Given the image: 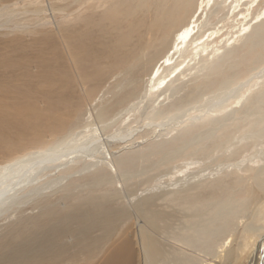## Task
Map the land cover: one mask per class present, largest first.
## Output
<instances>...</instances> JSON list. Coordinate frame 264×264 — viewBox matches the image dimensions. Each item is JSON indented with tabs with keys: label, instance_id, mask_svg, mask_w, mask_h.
<instances>
[{
	"label": "rangeland",
	"instance_id": "rangeland-1",
	"mask_svg": "<svg viewBox=\"0 0 264 264\" xmlns=\"http://www.w3.org/2000/svg\"><path fill=\"white\" fill-rule=\"evenodd\" d=\"M75 1L0 0V8L19 10L13 23L28 24L26 29L0 27V164L63 139L71 145L77 135L94 129L103 137L117 135L93 157L101 161V179L71 176L54 188L52 211L77 216L71 221L73 233H52L57 235L54 242L79 253L59 264H95L127 238L133 240L141 264L139 233L172 257H192L193 264H206L208 258L213 264H262L264 246H254L264 234V188L259 186L264 179V134L258 137L251 129H257V118L264 120V78L253 76L264 68V49L255 50L250 41L229 48L228 66L188 71L174 78L171 90L158 98L151 86L161 62L173 56L169 64L179 63L189 53L175 55L171 46L176 29L190 20V10L167 19L171 21L160 36L161 0ZM40 3L55 9L49 23H36L40 16L23 11ZM207 9L196 22L195 30L201 28V33L219 28L227 17V9L212 16ZM152 37L155 41L146 49ZM167 67L164 63L160 69ZM225 80L231 85L220 89ZM247 81L249 87L238 97V89L230 94ZM218 96L226 111L212 116L204 107ZM175 114L182 115L169 119ZM196 115L202 118L193 121ZM255 157L261 167L251 160ZM225 195L233 209L220 216ZM37 211L25 204L3 214L0 238L21 243L36 236L8 232L35 218ZM90 218L98 226L92 223L85 236L80 229ZM250 222L257 230L245 231ZM198 223L219 230L196 254L182 251L177 241L196 234ZM88 234L102 239L92 260L83 255Z\"/></svg>",
	"mask_w": 264,
	"mask_h": 264
},
{
	"label": "bare ground",
	"instance_id": "bare-ground-1",
	"mask_svg": "<svg viewBox=\"0 0 264 264\" xmlns=\"http://www.w3.org/2000/svg\"><path fill=\"white\" fill-rule=\"evenodd\" d=\"M77 1L79 0H76L75 2ZM263 1L264 0H203L202 2H199V0H161V2H159L160 5L159 7L161 9L157 13L159 16L158 20L161 25L160 27H162L161 28L162 32L161 34H159L160 36L164 32V27L166 26L165 23L166 22L167 24L170 23V21L176 17L178 11L180 10L187 11V9L190 10V17H189L190 20H186L182 22L179 25L178 29H176L174 39H172L173 42L171 46L174 50L175 55L179 52H181V54L179 55H183L185 54V52H189V53L179 63L174 62L172 64H169V61L173 58V56L171 58H165V60H163V62L161 63H163L162 65H164V63L169 65V67L166 68L167 71H164V69L161 71L160 68L162 67V65L160 66L157 65L156 68H158L159 66V69L155 76L156 78L153 79L154 82L151 86V89L155 88V91L158 94L157 96H159L158 98L163 96L164 93L166 94L168 91L171 90L172 88L171 85L172 82L174 81L173 80L174 78L180 79V77L182 75H186L188 71L197 70L199 73L207 70L211 72L213 70H216L217 68L224 67L225 65L228 66L226 63L228 59V52L231 51L229 50V48L232 49V47H235L236 45L239 44L246 45L248 41H250L252 46L255 47V50L262 48L264 49V2ZM146 7L148 6L146 5ZM208 7L209 9H207ZM206 9L208 10L207 14H209L210 16H212L214 13L220 12L222 10L224 11L225 9H227L228 10L227 17L226 19H223V21L222 20L219 21V23L220 22L223 23L221 26H219V28L217 26L214 29L212 28L211 31L209 30L207 32L201 33L200 31L201 28H198L197 31L195 30L196 27H198V25H196V22H198L201 14ZM51 10H55V9L53 7L52 9H50L47 4L40 3L34 5L33 9L30 10L25 9L23 11L24 13L31 11L35 15L40 16L39 19H37L36 23H45V22L49 23L50 22L49 16L51 15L50 14ZM17 11L19 10L16 8L11 9L10 6L7 5H4L2 8H0V16L3 17L0 20V27L9 26L12 27L13 29L16 28L26 29L28 27V24L17 23V22L13 23L12 17L17 13ZM186 15L187 14H185V17ZM167 19H171V20L169 21ZM226 25L228 26L226 27ZM177 31L179 32L177 33ZM150 32L152 33V31ZM187 39H191V40L187 42ZM153 40L155 41V37L149 39L148 43H146L147 45L146 49L152 46ZM186 43H188L187 44L189 45L188 47L187 46L184 47ZM260 51L261 50H258L257 54H261ZM179 57L180 56H178V58ZM255 59H256L254 61L255 64L260 61V58L258 56ZM253 76L254 77L256 76L257 79L264 78V68ZM256 81L254 85L257 84ZM249 82L250 81L239 84L237 87L234 88V90H232V92H230V94L238 89V93L235 96L238 97V95L241 94L244 88L249 87L250 85ZM231 83L232 82L230 80H225L224 82L222 81V83L220 84L221 86L220 89L229 87ZM222 99L223 98H221V96L216 97L215 99H213V102L210 103L208 106L205 105L204 109L206 108L205 110L211 112L212 116H217L214 115L215 111L216 112L220 110L226 111V106H224L225 103ZM181 115L182 114H175L172 117H169V119L177 118L180 117ZM199 117L202 118V116L196 115L193 121H195V119ZM262 118L263 117L257 118L256 121H254L255 125L257 126V129L256 128L251 129V132L254 131V135H257L258 137L259 134L262 135L264 134V120ZM212 119L214 122L218 121V118L216 117ZM159 125L162 124L160 123ZM129 130L130 129L124 132H129ZM251 132H249V130L247 131V133H251ZM116 136L117 135L112 134L107 137H103V135L101 136L99 132L94 129L92 133L89 135H83L82 137L80 135H77L75 137V140H73L72 142L73 144L71 145L70 143H66V141L63 139L52 147H47L41 150H35L28 154L17 157L14 160H11L4 164H0V217L8 211H12V210L15 211L19 209V207H22L25 204L26 205L29 204L33 206V208L38 209L35 218H29L24 220L20 224V226H18L15 229L13 228V230H10L8 232L13 234L38 233L36 234V236L35 234H32L31 236L25 237L23 238L24 240L21 243L19 242L13 243L12 241H6V240L5 242L0 238L1 239L0 264H34L35 262L36 264L37 263L42 264L45 262L52 264H59L64 261L74 259L75 256H79L78 251L74 253L70 252L71 250L67 244H63V243L59 244L53 241L55 236H57L58 234L66 233V232L68 233L71 231L72 229L71 221L73 220V218L77 216L73 215L68 210H66L65 212H58V213L52 211L53 209L51 205V197L53 191H55L54 188L57 185L59 186L61 183H63V181L68 177L93 176L92 178L95 177L96 180L101 179L99 178L100 177L99 173L103 171L100 165L101 161H95L93 157L100 148L102 149V147L105 146L106 142H109L110 140L114 139ZM181 137L182 136H180V138ZM68 146H71V148L66 149ZM256 158L257 157L251 160H254L255 163ZM77 161L82 162V165L76 167L74 163H77ZM259 161L260 160L258 158L256 160L257 167L262 166L259 164ZM263 185H264V179L262 180V184L259 185L260 189L264 188ZM226 196L227 195H225V198ZM227 200L228 199L226 198L221 205L219 211L220 216L222 215L223 212H231V210L233 209L230 206L229 203L230 201L228 200L229 201L228 202ZM82 212L85 214L84 210ZM194 216L197 219L198 215L197 216L194 215ZM93 219H91L88 223L85 224L84 229L82 228L80 229V232L85 233L84 234L85 236L86 233L92 228L91 227L92 223L96 224ZM104 220L106 221L107 219ZM253 224L254 223L252 222L247 223L245 226V231L252 232L257 230V227L254 226ZM197 226L200 227L199 230L197 229ZM218 228L219 227L217 226L209 227V226H205L204 224L201 225L198 223L195 228L196 234H186V236H183L184 238L182 237L183 239L181 238L180 241H177L178 243L177 245L181 248L182 251L193 250L192 253L196 254L199 245L201 246L203 244L212 242L214 235H216L219 230ZM52 233L53 234L56 233L57 235L52 236ZM146 235L147 234L145 233H139V237L137 240L139 242V249L143 259L141 264H157L158 261H164V264H171V263L193 264L192 257H185L180 253L178 255L174 254L175 256L172 257L170 256L171 254H169L168 251H165L163 249L161 250V248L156 247L153 241L149 239ZM86 239H87L86 240L87 244L84 245L83 247L84 249L83 255H85L87 258L92 260L93 257L97 256V254L100 252L99 249L100 244H98V241L99 243H101L102 239L92 236L90 238L89 234ZM261 240L258 242V244H256V246H254L255 249L264 246V234ZM119 243L120 244L117 245L118 247L116 248L112 247L110 249V252H107L104 255V257L102 255L103 257L101 259L102 261L100 260L95 264H137L138 256H137L136 248L134 247L133 244V240L127 238L122 244L121 242ZM184 243L187 244V246L184 245ZM24 245L26 246L24 247ZM45 245L48 247H45ZM261 254H262L261 260L263 261L262 264H264V251ZM206 264H213V259L208 258Z\"/></svg>",
	"mask_w": 264,
	"mask_h": 264
}]
</instances>
